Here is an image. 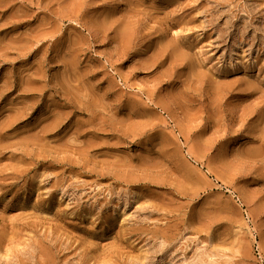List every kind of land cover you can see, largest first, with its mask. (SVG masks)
Wrapping results in <instances>:
<instances>
[{
	"label": "rangeland",
	"instance_id": "obj_1",
	"mask_svg": "<svg viewBox=\"0 0 264 264\" xmlns=\"http://www.w3.org/2000/svg\"><path fill=\"white\" fill-rule=\"evenodd\" d=\"M0 264H264V0H0Z\"/></svg>",
	"mask_w": 264,
	"mask_h": 264
}]
</instances>
